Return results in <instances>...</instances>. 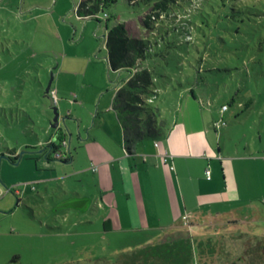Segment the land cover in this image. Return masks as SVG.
Listing matches in <instances>:
<instances>
[{"label":"rangeland","instance_id":"rangeland-1","mask_svg":"<svg viewBox=\"0 0 264 264\" xmlns=\"http://www.w3.org/2000/svg\"><path fill=\"white\" fill-rule=\"evenodd\" d=\"M79 1L0 0V264H111L134 248L131 235L105 233L93 208H75L93 187L90 174L82 182L73 170L93 137H105L94 120L118 123L112 97L128 74L109 69L104 35L119 21L152 40L197 11L191 35L161 31L165 55L144 61L155 86L148 103L165 134L176 124L196 141L211 171L196 181L211 199L194 202L192 264H264V202L250 200L264 178V0H186L168 14L116 0L87 18L76 13Z\"/></svg>","mask_w":264,"mask_h":264},{"label":"crops","instance_id":"crops-1","mask_svg":"<svg viewBox=\"0 0 264 264\" xmlns=\"http://www.w3.org/2000/svg\"><path fill=\"white\" fill-rule=\"evenodd\" d=\"M97 123L105 137L101 141L93 137L85 163L72 173L82 182V175L90 174L93 193L82 195L84 202L77 203L75 208H93L90 215L101 221L105 233L131 235L129 244L133 247L189 236L192 230H199L194 202L203 194L208 199L211 195L198 188L196 181L212 177L211 171L209 178L203 176L208 164H203L200 154L193 152L196 141L181 134L175 124L159 139L142 140L134 153L129 154L123 147L119 122L105 125V120H94ZM62 138L65 139L64 135ZM247 155L255 156L250 151ZM243 177L246 184L248 178ZM256 179L258 188L253 190L250 200L257 201L260 209L264 202V178L258 175ZM235 222L229 219L225 223ZM211 236L210 232L202 233L199 242Z\"/></svg>","mask_w":264,"mask_h":264},{"label":"trees","instance_id":"trees-1","mask_svg":"<svg viewBox=\"0 0 264 264\" xmlns=\"http://www.w3.org/2000/svg\"><path fill=\"white\" fill-rule=\"evenodd\" d=\"M115 1L80 0L76 6V13L85 18L94 17L109 2ZM128 1L131 3L142 1L149 6V10L154 14H168L170 10H175L177 5H182V3L180 4L181 1L187 4L186 0ZM198 13L200 12H194L191 18L182 19L179 23L171 25V28H157L151 33L152 40L143 36L130 35L125 24L119 21L104 35L109 69L127 70L128 72L115 89L112 97V108L121 126L124 150L129 154L134 153L142 140L159 139L165 134L161 129V121L158 120L157 113L148 103V99L151 98L149 94L153 93L155 86L152 72L144 65V61L151 52L157 56L165 55L163 48H158L162 44L163 31L166 33L169 29L176 31L182 29L187 37L190 34L187 27L189 24L194 25L197 22L195 17ZM151 17L150 13L144 14L142 23L146 26L151 25ZM200 22L204 23L199 21V24ZM160 39L161 41L158 42ZM223 105L227 106L228 103H223L221 106ZM50 145L52 146L51 150L54 151L56 146ZM17 158L18 155L13 157V159ZM192 257V240L189 236L184 235L176 239L155 241L127 251H120L111 264H192Z\"/></svg>","mask_w":264,"mask_h":264},{"label":"built area","instance_id":"built-area-1","mask_svg":"<svg viewBox=\"0 0 264 264\" xmlns=\"http://www.w3.org/2000/svg\"><path fill=\"white\" fill-rule=\"evenodd\" d=\"M52 92H53V91H52ZM150 100H151V99H150ZM226 108H227L226 105L221 106V110H222V111H224ZM221 124H225V120H224L223 118H221V119H219V120H214V121L212 122V125H213V126H219V125H221ZM65 143H66L65 140H63L62 145H65ZM54 151H56V157H60V158L66 159V154H65L64 152L57 151L56 149H55ZM54 151H53V152H54ZM205 175H206L207 178L210 177V170H209V168H206V169H205ZM183 219H184V223H187V216H186V215L183 216Z\"/></svg>","mask_w":264,"mask_h":264},{"label":"water","instance_id":"water-1","mask_svg":"<svg viewBox=\"0 0 264 264\" xmlns=\"http://www.w3.org/2000/svg\"><path fill=\"white\" fill-rule=\"evenodd\" d=\"M48 89H49V85L46 87V91H48ZM51 126L54 127V117H53V120H52ZM50 149H52V146H51Z\"/></svg>","mask_w":264,"mask_h":264},{"label":"flooded vegetation","instance_id":"flooded-vegetation-1","mask_svg":"<svg viewBox=\"0 0 264 264\" xmlns=\"http://www.w3.org/2000/svg\"><path fill=\"white\" fill-rule=\"evenodd\" d=\"M262 245H264V243H263ZM262 245H261V246H262ZM261 250H262V252H261L260 254L264 256V247H263V246H262V249H261ZM261 255H260V256H261ZM233 264H235V263H233Z\"/></svg>","mask_w":264,"mask_h":264}]
</instances>
